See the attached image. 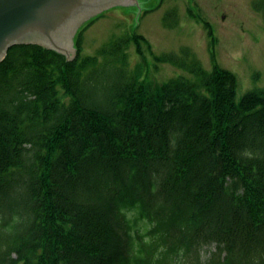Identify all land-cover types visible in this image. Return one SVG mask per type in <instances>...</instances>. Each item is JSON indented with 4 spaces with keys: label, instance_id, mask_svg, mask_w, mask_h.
Masks as SVG:
<instances>
[{
    "label": "trees",
    "instance_id": "1",
    "mask_svg": "<svg viewBox=\"0 0 264 264\" xmlns=\"http://www.w3.org/2000/svg\"><path fill=\"white\" fill-rule=\"evenodd\" d=\"M77 36L0 61V264H264V86L186 49L152 84L133 32Z\"/></svg>",
    "mask_w": 264,
    "mask_h": 264
},
{
    "label": "rangeland",
    "instance_id": "2",
    "mask_svg": "<svg viewBox=\"0 0 264 264\" xmlns=\"http://www.w3.org/2000/svg\"><path fill=\"white\" fill-rule=\"evenodd\" d=\"M264 0H137L118 4L85 20L81 52L94 54L113 36L135 34L128 46L129 66L152 84L187 75L182 67L154 54L188 50L208 71L220 66L236 78L235 101L264 86ZM138 41V42H137Z\"/></svg>",
    "mask_w": 264,
    "mask_h": 264
},
{
    "label": "water",
    "instance_id": "3",
    "mask_svg": "<svg viewBox=\"0 0 264 264\" xmlns=\"http://www.w3.org/2000/svg\"><path fill=\"white\" fill-rule=\"evenodd\" d=\"M118 4L124 5L117 0H0V61L11 45L21 43H36L72 58L77 27Z\"/></svg>",
    "mask_w": 264,
    "mask_h": 264
},
{
    "label": "flooded vegetation",
    "instance_id": "4",
    "mask_svg": "<svg viewBox=\"0 0 264 264\" xmlns=\"http://www.w3.org/2000/svg\"><path fill=\"white\" fill-rule=\"evenodd\" d=\"M117 1H120L122 2L123 4H130V3H135L136 0H117Z\"/></svg>",
    "mask_w": 264,
    "mask_h": 264
}]
</instances>
